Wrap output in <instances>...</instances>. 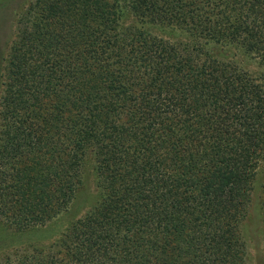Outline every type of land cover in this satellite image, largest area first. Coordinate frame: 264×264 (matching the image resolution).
<instances>
[{
	"label": "trees",
	"instance_id": "16d2710c",
	"mask_svg": "<svg viewBox=\"0 0 264 264\" xmlns=\"http://www.w3.org/2000/svg\"><path fill=\"white\" fill-rule=\"evenodd\" d=\"M28 5L1 83L0 230L52 225L86 164L95 193L54 243L0 264H250L264 0Z\"/></svg>",
	"mask_w": 264,
	"mask_h": 264
},
{
	"label": "rangeland",
	"instance_id": "374dc122",
	"mask_svg": "<svg viewBox=\"0 0 264 264\" xmlns=\"http://www.w3.org/2000/svg\"><path fill=\"white\" fill-rule=\"evenodd\" d=\"M29 2L30 0H0V95L2 91L1 83L3 80L4 66L8 59L10 49L18 36L17 19H14V17L17 12L22 14L28 8ZM184 37L180 34L178 37L172 36V40H185ZM238 60L244 63V60L248 59L240 58ZM249 62L255 63L254 61ZM78 188V196L54 220L52 225H45L33 230H26L25 232L11 231L9 227L2 228L0 230V260L4 254H11L15 250H23L28 246H48L54 243L73 222L85 214L88 209L85 198L90 199L95 193L92 167L87 164L81 170V181ZM257 188H260V183L257 185ZM245 229L247 230L245 236L250 242L248 245L252 247L250 264H264L262 225L260 216H257L256 211L251 216V220L247 222Z\"/></svg>",
	"mask_w": 264,
	"mask_h": 264
}]
</instances>
